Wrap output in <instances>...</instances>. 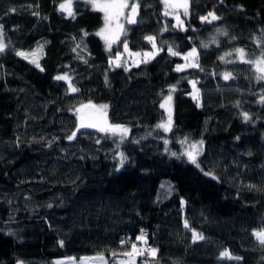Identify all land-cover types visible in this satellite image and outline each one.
I'll use <instances>...</instances> for the list:
<instances>
[{"label": "trees", "instance_id": "trees-1", "mask_svg": "<svg viewBox=\"0 0 264 264\" xmlns=\"http://www.w3.org/2000/svg\"><path fill=\"white\" fill-rule=\"evenodd\" d=\"M59 1L0 0V264L84 254L128 264L133 244L143 252L135 264H264L253 234L264 229V80L235 52L264 53V0H188V14L178 10L183 28L162 0H135L137 22L110 49L94 32L98 10L72 0L66 16ZM209 12L218 19L202 20ZM148 36L157 54L147 63H110L123 41L149 49ZM191 47L198 66L176 71ZM33 51L39 67L17 55ZM170 86L165 132L156 125ZM88 101L107 105L109 124L127 136L80 129L69 140ZM182 141L203 142L199 167Z\"/></svg>", "mask_w": 264, "mask_h": 264}, {"label": "snow or ice", "instance_id": "snow-or-ice-1", "mask_svg": "<svg viewBox=\"0 0 264 264\" xmlns=\"http://www.w3.org/2000/svg\"><path fill=\"white\" fill-rule=\"evenodd\" d=\"M88 3H90L93 7L94 10H98L104 13V27L100 30V32L97 33V35L102 36V38L105 40L106 45L111 48V45L119 41L120 36L124 34L125 29H124V24L120 22L121 17H124L126 22L128 24H135L136 21V15L138 12L139 4L134 3L131 6L129 5L128 0H87ZM162 3L164 5L165 11L164 15L165 16H170L174 15L176 19V26L183 28V21L180 18V14L178 12L179 9H183V14L187 15L188 14V0H162ZM131 8L130 13L125 16V9ZM60 10L62 12H66L68 16H73V11H72V0H66L65 3L60 4ZM14 11V10H13ZM208 17H211V20H216L218 17L213 13L209 12L208 16L201 17L202 20L211 22ZM219 31V30H218ZM225 35L227 33H224ZM87 35V33H85ZM146 39L149 42H152V47L155 49L156 44H155V38L152 36L146 37ZM208 45H204V47H207ZM6 48V44L3 41V32L2 28H0V52H3ZM124 48L125 51H128V45L125 42L124 43ZM169 53L172 56H177L179 55L178 52L172 50L171 47L168 49ZM239 53V58L241 61L245 63H251L254 65L256 72L259 74L257 75L258 80H264V53H262L261 57L258 58L255 61H246L244 60L245 53L243 49H237L236 50ZM156 52H148L144 53V57H146L143 62L147 63L148 58H154L156 55ZM17 55L24 57L25 59L28 58V56L24 52H17ZM129 55H136L139 56L140 53H129ZM196 55V49H193L192 52L188 53L187 56L184 57L185 60H188L189 57H195ZM224 57H221V60H223ZM116 60L119 61L120 57L117 56ZM32 63H35L37 67H39V63L33 59L30 61ZM120 65L117 64V67ZM197 63H190L187 65V67H197ZM184 65H177L176 71H183L184 70ZM127 70V69H125ZM223 78L225 80H228L231 78L230 73H224ZM56 80H70V78L65 74V75H58L55 77ZM192 86L195 91V95L193 96V99H198L199 97V92L196 90V82L192 81ZM70 90L72 92L78 91L76 88L71 87L70 85ZM171 101V95H169L166 99V103ZM261 102H264V96L261 97ZM107 105H94L91 102L88 104L82 105L81 108L77 109L76 112L78 113V119H79V125L76 131L72 133L68 137L69 140H72L75 138L77 135V132L82 129V128H95L100 132H105V133H112L113 135L119 134L121 139H123L125 136H127L129 129L127 127H123L120 125H111L109 124L107 120ZM161 108L165 107V104L160 105ZM243 118L244 120H249L250 117L248 116L247 113H243ZM158 128L163 129V131L168 132L171 130L172 127V117H171V112H169L168 116V121L166 123H161L157 125ZM186 141H182V143H185ZM167 143V141H165ZM203 142L200 141L198 143H191L188 145V148L185 150L183 155H186L188 160L192 163L195 164L197 167H199L197 157L200 155V150L202 148ZM173 155H176V153H173ZM125 157L123 154L120 155V165L123 166ZM208 173H206L207 175ZM186 228L188 227L187 221H185ZM255 236L257 237L259 243L264 246V231L257 232L255 233ZM193 239L198 240V239H203V236L197 235L195 232L193 233ZM137 240H144V234L141 232V235L137 237ZM123 243V242H122ZM62 244V242H61ZM152 255H155L156 249H151ZM143 252L141 250H138L136 245H132V251L128 253H124L125 256H128L130 258H134L136 255H142ZM113 255H116L113 253ZM222 256H228V252H224L221 254ZM96 261L99 262V264H106L104 261V257L100 256L96 258ZM123 264V262H121Z\"/></svg>", "mask_w": 264, "mask_h": 264}, {"label": "rangeland", "instance_id": "rangeland-1", "mask_svg": "<svg viewBox=\"0 0 264 264\" xmlns=\"http://www.w3.org/2000/svg\"><path fill=\"white\" fill-rule=\"evenodd\" d=\"M86 1H87V0H86ZM65 2H66V0H60V1L57 3L56 8H57V10H58L59 12H61L62 14H64V15L67 16L68 14H67L66 12H62V11L60 10V4L65 3ZM128 2H129V5H130L131 3H135V0H128ZM89 4H90V3H89ZM90 6L92 7L91 4H90ZM92 8H93V7H92ZM127 10H128V9H125V16H127ZM99 12L101 13V16H102V25H101L98 29H96V30L94 31L95 34H97L98 32H100V30L104 27V13L101 12V11H99ZM120 22L124 24V29H125V25L127 24L125 18H124V17H121ZM98 36L101 38V40H102V42L104 43V46L106 47V49H110V48L106 45L105 40L102 38V36H100V35H98ZM124 43H125L124 41L121 43V45H120V50H119V51L115 52L113 55L110 56L109 60H110V63H111L112 65H117V64L121 65V64H122V65H125V66H129V65H131V64H135V63H137V62L143 61V60L146 58V57H144V53L155 52V51H156V48L154 49V48L152 47V44H151V46H150L149 49L130 50V49L128 48V51H125ZM193 49H195V48H194V47H191L190 49H188V50H186L185 52H183V53L180 54V56H181V61H180V62H177V63L174 65V69H176L177 65H184V66H185L184 68H186L188 64H190V63H195V57H194V58H193V57H189L188 60H185V59H184V57L187 56L188 53L192 52ZM237 49H240V48H237ZM237 49H236V50H237ZM236 50H235V52H236V56H237L238 59H240V58H239V53H238ZM129 53H140V55H139V56H136V55H129ZM25 54H26V53H25ZM27 56L30 57V58H32V59H35V51H33L32 53H30V54L27 55ZM117 56L120 57V60H119V61L116 60V57H117ZM260 57H261V56H255V57L250 58L249 60L246 59V58L244 57V60H247V61H255V60H257V59L260 58ZM240 60H241V59H240ZM250 65H251L252 68L255 70L256 76L259 75V74L256 72V69H255L254 65L251 64V63H250ZM58 75H65V74H58ZM191 82H192V81H190L191 90H190V92H189V95H190L191 97H193L196 93H195V91H194V89H193V86H192V83H191ZM68 87H69V89H70V85H69V84H68ZM196 90H197V88H196ZM171 92H172V87L170 86V87H168V88L166 89V91L164 92V94H163V96H162V98H161V100H160V102H159V106H160L161 104H165V107H164V108H161V107H160V108L163 110V112H164V116H163V118L157 123V125H159V124H161V123H166V122L168 121L169 112H171V101L166 103V99H167V97H168L169 95H171ZM96 105L99 106V104H96ZM77 109H78V108H77ZM77 109H76V110H77ZM77 115H78V113H77ZM157 125H156V126H157ZM162 130H163V129H162ZM110 134H112V133H110ZM117 135H119V134H117ZM114 136H115V135H114ZM116 137H118V136H116ZM198 142H200V141H198ZM198 142H192V143H198ZM189 144H191V143H183V144H182V151H183V153H184L185 150L188 148V145H189ZM261 231H264V229H261V230H254V231H253L254 236H255V233H257V232H261ZM255 237H256V236H255ZM256 238H257V237H256ZM140 242H141V244L138 245V248H140V247L143 246V241L140 240ZM151 249H154V248H151V247L148 248V252H149L150 254H152V253H151ZM131 251H132V250H131ZM100 256H103V255H102V254H84V255H79V256H77V257H74V256H61V257L54 258V259L52 260V262H53L54 264H99V262L96 261V258H97V257H100ZM103 257H104V256H103ZM128 260H130L128 264H135L134 261H132V258L127 257V258H126V262H128ZM104 261H105V258H104ZM121 262H122V261L119 260V261H118V264H121ZM123 264H124V262H123Z\"/></svg>", "mask_w": 264, "mask_h": 264}, {"label": "water", "instance_id": "water-1", "mask_svg": "<svg viewBox=\"0 0 264 264\" xmlns=\"http://www.w3.org/2000/svg\"><path fill=\"white\" fill-rule=\"evenodd\" d=\"M132 4H134V3H131L130 6H131ZM130 11H131V8L129 7L128 10H127V15L130 13ZM127 24H128V23H127ZM130 25H131V24H130ZM89 102H90V101L81 104V105L79 106V108H81L82 105L88 104ZM91 103H92V102H91ZM92 104H93V103H92ZM79 108H78V109H79ZM78 125H79V119H78ZM82 129L97 130V129H95V128H82Z\"/></svg>", "mask_w": 264, "mask_h": 264}]
</instances>
